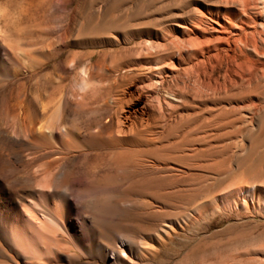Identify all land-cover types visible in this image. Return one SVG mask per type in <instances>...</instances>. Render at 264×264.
Segmentation results:
<instances>
[{
    "label": "bare ground",
    "instance_id": "1",
    "mask_svg": "<svg viewBox=\"0 0 264 264\" xmlns=\"http://www.w3.org/2000/svg\"><path fill=\"white\" fill-rule=\"evenodd\" d=\"M70 1L0 5V76L27 75L34 84L0 91V264H141L161 234L142 235L140 220L137 235L116 230L114 215L133 207L141 219L145 207L154 211L214 174L205 147L210 151L226 129L245 126L242 109L227 106L248 99L264 78V0H231L235 10L176 22L182 38L167 43L174 52L152 53L148 42L140 52L127 47L95 60L96 51L72 50L93 45L97 28L116 37L155 31L168 18L129 12L124 18L136 21L129 24L108 7L80 28ZM169 77L178 82L170 92ZM243 190L244 207L264 193L256 184Z\"/></svg>",
    "mask_w": 264,
    "mask_h": 264
},
{
    "label": "rangeland",
    "instance_id": "2",
    "mask_svg": "<svg viewBox=\"0 0 264 264\" xmlns=\"http://www.w3.org/2000/svg\"><path fill=\"white\" fill-rule=\"evenodd\" d=\"M6 1L13 4H20L24 0H5V2ZM113 1L115 0H71L67 7L69 10L74 9L77 12L79 11L78 13L81 17L78 20V26L80 28L84 27L83 24L88 16L98 18L97 16H99V13L101 14V12H104L108 7L114 14H117L116 11H118L119 13L117 16L120 17L121 20H127L125 18H127L126 15L129 12H134V14L138 12H156L157 21H161L163 15H165V18H168V21L163 23L159 22L160 24L155 26V31L146 30L138 33L128 32L123 35L114 34L116 37H106V35H108L104 32L106 30L99 27L100 29L97 28L94 32V36L97 37V39L93 42V45L75 47L72 52L86 53L87 51H96L97 55L94 57L95 60L106 53L115 55L119 53L120 50L127 47L137 49V51L139 50L138 52H140L141 45L145 43L147 45L148 42H150L151 46L153 45L156 47L149 49L152 53L165 51L174 52L175 49L172 48L173 46L169 47V45H172L176 39L181 40L182 38L181 28L178 27L176 22L181 21L180 23L184 24V21L200 11L205 12L206 15L209 16L208 12L210 11H232L239 7L236 2H232L231 0H188L189 2L182 0L188 3H184L186 6L183 3L178 4V2L180 3L179 0H121V2L119 0L121 4L117 3L118 0H116V2L113 3L115 6L111 4ZM116 3L118 5H116ZM177 4L181 5L182 8L176 6ZM111 5L113 7H111ZM115 9L116 11H114ZM135 10H137V12ZM120 13L122 15H120ZM177 14L182 16L177 17ZM64 17V22H68V16ZM128 22L129 24H133L136 21L134 22L129 19L127 20V23ZM103 23L106 22L103 21ZM113 24L114 27H119V23ZM105 26L109 27L110 25L106 23ZM160 36L164 38L162 39ZM169 42L173 43L171 44ZM167 43H169V45H167ZM145 51H142V53L147 52ZM241 59L242 57L238 58V62H240ZM225 70L226 64L220 71L221 83L226 78ZM105 73L107 72L103 70L104 76L107 75ZM29 80L27 75L8 79L0 76V91L7 92L9 90H15L20 86L32 90L34 84ZM107 81L110 82L108 79H105V84H108ZM259 83L261 88L251 89L248 99L232 102L227 106L228 110L238 109L241 111L242 109L240 116L246 120L243 122L245 126L241 123L236 124L234 126L235 129L234 127L226 129L225 132H222L223 136L220 139L221 142L219 141L220 143H217L219 145H213L210 151H207L208 149L205 147V158L209 159V157H211L210 155H212L213 162L211 161L212 163L209 164L212 166V172L214 173H205V184H194V190L168 197L164 204H159L160 206L157 205L155 207V212L153 209L151 210L145 207L146 210L144 209L141 219H139L137 209L133 207H129L123 210V212L117 211L114 215L115 219L111 222L112 226L116 230L123 231L127 234L129 233V235H137L139 220L142 235L151 237V235L157 234L158 231L160 232H158V234H161L160 236L162 237L157 236L158 238H155L157 240L154 241V248L156 249L153 251L154 254L152 253V255L147 257L141 264H264V193L260 197L256 195L253 204L249 205V207L242 206L244 195V190L242 191L243 185L256 184L264 188V137L261 138L262 135L264 136V116H261V112H264V89L262 90V88H264V78H262ZM177 87L178 82L173 77L166 79L165 91L170 92V90ZM262 115H264V113ZM231 119L232 118L229 117L226 120L229 121ZM251 120L255 123L253 121L251 122ZM250 122L253 123L256 131L253 125L251 126ZM259 125H261L260 129L263 131L258 128ZM240 126L243 127L241 128ZM230 130L232 131L231 133H229ZM258 130L260 132H258ZM230 134H234V136L232 137ZM228 138L230 140H228ZM226 142L230 144L232 142V145ZM224 143L225 147L228 145L226 150L224 149ZM248 143H250V145H248ZM230 146H232V148L229 149ZM233 146H237L238 148L236 147V149ZM249 147L254 149L251 150ZM226 151L228 155H226ZM230 152H233V154H230ZM229 154L230 157H232L230 159H228ZM238 164H240V166ZM189 181L193 182V179ZM164 182V180L158 181V183ZM230 188L234 190L231 194L227 195L226 191ZM236 194L239 197L236 196ZM197 204L198 206H196ZM197 207L204 208L201 215H198L199 211ZM170 223L175 224V230L170 231V234H164V231H166L165 229L169 227ZM106 242L111 243L110 240ZM0 260H2L1 257ZM111 260L112 259L108 261L109 263L104 262L102 264H114ZM85 261L84 259L83 262ZM91 261L98 262L100 259L98 257H92ZM81 263L79 262L77 264Z\"/></svg>",
    "mask_w": 264,
    "mask_h": 264
},
{
    "label": "clouds",
    "instance_id": "3",
    "mask_svg": "<svg viewBox=\"0 0 264 264\" xmlns=\"http://www.w3.org/2000/svg\"><path fill=\"white\" fill-rule=\"evenodd\" d=\"M4 3H5V0H0V5H4ZM8 7H12V5L9 4Z\"/></svg>",
    "mask_w": 264,
    "mask_h": 264
}]
</instances>
